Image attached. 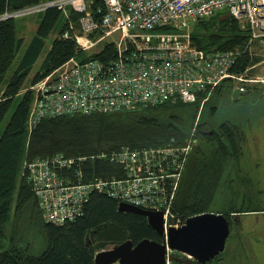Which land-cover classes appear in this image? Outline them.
Instances as JSON below:
<instances>
[{
    "label": "trees",
    "instance_id": "trees-1",
    "mask_svg": "<svg viewBox=\"0 0 264 264\" xmlns=\"http://www.w3.org/2000/svg\"><path fill=\"white\" fill-rule=\"evenodd\" d=\"M43 1L0 0V264H97L96 253L110 245L129 239L134 243L145 238L159 242L166 239L165 234L161 235L151 225L146 214L122 211L119 200L98 192L92 194L83 214L74 221L64 224L46 221L32 184L22 174L24 160L34 161L58 153L84 156V167L92 178L122 173V165L106 156L100 157L103 154L126 147L142 149L190 143L175 210L187 218L209 211L223 192L230 202L238 201L249 176L244 168L236 169L237 149L243 147L246 117L261 118L257 105L261 98L256 96L261 94L264 84L247 83L248 90L242 91L237 86L238 80L226 78L213 89L211 99L205 100L206 116L200 113L199 121L196 118L198 106L203 104L201 99L45 117L31 129L35 92L31 88L24 93L21 90L47 38L60 25L58 35L30 82L39 81L72 57H89L79 49L74 35L80 30L81 13L71 9L63 23V10L49 7L35 12L41 15L39 26L8 78L25 42V36L19 35L17 17L28 14L6 15ZM191 34L194 43L204 50L240 48L245 51L232 67L234 72H244L248 65L262 59L261 52L254 47L262 44L251 42L247 30L230 16L221 19L216 15L200 20L193 24ZM106 47V54L113 55V44L106 42ZM93 55L104 58L103 52ZM257 68H252L250 73H258ZM232 101L239 104L237 110L243 108L240 115L227 113ZM13 105L11 117L3 127ZM236 171L241 172L235 174ZM258 210L261 209L256 206L238 209L235 204L216 209L230 219L231 232L233 224L240 222L241 214ZM239 232L242 231L239 229ZM213 260L197 264H210Z\"/></svg>",
    "mask_w": 264,
    "mask_h": 264
},
{
    "label": "built area",
    "instance_id": "built-area-1",
    "mask_svg": "<svg viewBox=\"0 0 264 264\" xmlns=\"http://www.w3.org/2000/svg\"><path fill=\"white\" fill-rule=\"evenodd\" d=\"M48 6L66 14L71 9L81 13L80 30L74 35L79 49L89 57H72L32 84L31 129L45 117L64 114L110 112L168 101L201 99L204 104L213 89L229 77L238 80L242 91L248 90L247 83L264 84V73H250L260 62L248 65L244 72L231 70L245 51L204 50L191 34L196 22L226 13L247 30L251 42L264 45V0H54L10 16L35 13ZM106 42L113 44V55L104 53ZM102 52V59L93 55ZM190 148V143H169L103 154L100 157L120 163L122 173L92 178L84 167L86 157L63 153L29 161L25 169L46 221H74L98 192L120 203L162 212L168 241L169 228L186 223L174 206ZM166 249L165 264L200 262L168 243ZM174 255L193 258V262Z\"/></svg>",
    "mask_w": 264,
    "mask_h": 264
},
{
    "label": "rangeland",
    "instance_id": "rangeland-1",
    "mask_svg": "<svg viewBox=\"0 0 264 264\" xmlns=\"http://www.w3.org/2000/svg\"><path fill=\"white\" fill-rule=\"evenodd\" d=\"M53 1L54 0H44L43 2H53ZM68 14H71V10L68 11ZM66 15H67L66 13H63L61 22L64 23L66 19L65 17ZM9 16L10 15H6V17ZM227 16L229 15L223 13L220 15V18L221 19L227 18ZM40 21H41V15L37 13L28 14L22 17H17L19 35L25 36V42L23 48L21 49V52L19 53V56L15 60L14 65L9 70L8 78H10L14 68L16 67L17 63L20 60L22 53L26 50L27 46L29 45L31 38L33 37L34 33L36 32L39 26ZM59 28L60 25L47 38L46 46L43 52L41 53L39 59L35 63L30 76L28 77L27 80H25V84L21 90V93H24L28 89H30L32 84L34 83L30 81L38 71L44 57L46 56V53L48 52V49L51 46L54 37L58 35ZM115 37L116 35L113 38ZM111 38L112 37L109 36V39ZM107 47L105 48V50L107 49ZM254 47L255 50L261 52L260 55H262V59L259 61L260 64L256 70L258 73H264V45L262 44L261 46H254ZM260 93L261 94L257 95L256 97H259V99L261 98L260 103L259 101L257 103V105L260 107L261 118L252 119L248 117L249 116L248 115L246 117L247 118L246 123L244 124L245 132H242L243 133L242 141H243V149L245 150V156L243 159H241V163H242V168H244L245 170V173H247L249 176L246 184H244L241 188V192L243 196L242 195L239 196L240 199H237L238 201L233 203L227 199L225 200L219 199L218 202L214 203L211 206L210 211L213 210L216 211V209H221L222 207L226 205L229 206L230 204L231 205L235 204V208L238 209L239 208L248 209V207L250 208L256 206L261 210L254 211L253 213L244 212L243 214H241L240 222H236V224L239 227L233 224L232 232L230 233L229 235L230 237L227 240L225 250L219 254L218 258L216 259L214 258V260L212 259L213 261L212 263L210 262V264H264V89ZM210 95L212 96V93ZM211 96L209 97V99H211ZM209 99H207V101ZM251 100L253 101L252 97ZM16 102H18V98H16ZM204 104L198 106V113L196 118L198 121L200 118L199 117L200 113H201L200 116H204L207 112L206 110L207 105L204 107ZM14 106L15 105H13L8 117L3 123V127L7 124L8 120L10 119L11 114L14 110ZM238 106H239L238 103L236 104L235 102L232 101L231 103H229L227 113H230L231 115L237 113V115H240V113H242L244 110L241 111L243 108L237 110ZM252 115H255V113H252ZM198 121H196L197 122L196 126H198ZM46 158L48 157H42L40 159H46ZM28 161L30 160H24L22 164V174L24 176L27 175L25 171V167ZM227 186L228 184L226 183L225 188ZM232 188L234 187L232 186ZM223 196L225 197V195ZM244 196H246L247 198H244ZM244 200H247V203L243 202ZM250 203H253V205H251ZM185 219H187V216L185 217ZM239 229L242 231L241 233L239 232ZM111 247H113V245H110L108 248Z\"/></svg>",
    "mask_w": 264,
    "mask_h": 264
},
{
    "label": "water",
    "instance_id": "water-1",
    "mask_svg": "<svg viewBox=\"0 0 264 264\" xmlns=\"http://www.w3.org/2000/svg\"><path fill=\"white\" fill-rule=\"evenodd\" d=\"M120 210L146 214L151 225L161 235L165 234L162 212L125 202L120 203ZM230 233V219L222 212L209 210L188 217L186 223L179 227L171 226L167 233L168 241L145 238L134 243L129 239L97 252L95 259L97 264H165L168 243L172 249L188 253L201 263H206L225 250ZM173 258L193 262V258L189 257L174 255Z\"/></svg>",
    "mask_w": 264,
    "mask_h": 264
},
{
    "label": "flooded vegetation",
    "instance_id": "flooded-vegetation-1",
    "mask_svg": "<svg viewBox=\"0 0 264 264\" xmlns=\"http://www.w3.org/2000/svg\"><path fill=\"white\" fill-rule=\"evenodd\" d=\"M237 152H238V154H237V158H238V164H237V170H239V169H241L242 168V163H241V158L243 157V156H245V150L243 149V147L241 148V149H237ZM236 158V159H237ZM244 158V157H243ZM242 158V159H243ZM235 162V161H234ZM236 163V162H235ZM241 171H236L235 172V174H237V173H240ZM223 195H225V192H223V194L221 195V198L220 199H226L225 197H226V195H225V197L223 196Z\"/></svg>",
    "mask_w": 264,
    "mask_h": 264
},
{
    "label": "crops",
    "instance_id": "crops-1",
    "mask_svg": "<svg viewBox=\"0 0 264 264\" xmlns=\"http://www.w3.org/2000/svg\"><path fill=\"white\" fill-rule=\"evenodd\" d=\"M106 47V44H104L103 46H102V48H105ZM105 50V49H104Z\"/></svg>",
    "mask_w": 264,
    "mask_h": 264
},
{
    "label": "bare ground",
    "instance_id": "bare-ground-1",
    "mask_svg": "<svg viewBox=\"0 0 264 264\" xmlns=\"http://www.w3.org/2000/svg\"><path fill=\"white\" fill-rule=\"evenodd\" d=\"M54 7V6H53ZM56 7V6H55ZM61 10V9H60Z\"/></svg>",
    "mask_w": 264,
    "mask_h": 264
}]
</instances>
